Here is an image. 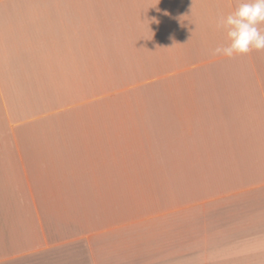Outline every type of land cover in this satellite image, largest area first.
I'll return each mask as SVG.
<instances>
[{
  "label": "crops",
  "instance_id": "1",
  "mask_svg": "<svg viewBox=\"0 0 264 264\" xmlns=\"http://www.w3.org/2000/svg\"><path fill=\"white\" fill-rule=\"evenodd\" d=\"M237 3L0 0V264H264V50L210 52Z\"/></svg>",
  "mask_w": 264,
  "mask_h": 264
},
{
  "label": "clouds",
  "instance_id": "2",
  "mask_svg": "<svg viewBox=\"0 0 264 264\" xmlns=\"http://www.w3.org/2000/svg\"><path fill=\"white\" fill-rule=\"evenodd\" d=\"M264 0H238L227 14H220L216 28L225 34L223 43L210 50L214 56L232 58L264 50Z\"/></svg>",
  "mask_w": 264,
  "mask_h": 264
}]
</instances>
